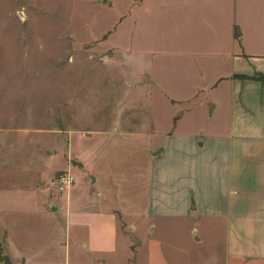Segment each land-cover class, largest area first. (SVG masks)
Listing matches in <instances>:
<instances>
[{
  "label": "rangeland",
  "instance_id": "374dc122",
  "mask_svg": "<svg viewBox=\"0 0 264 264\" xmlns=\"http://www.w3.org/2000/svg\"><path fill=\"white\" fill-rule=\"evenodd\" d=\"M184 1L0 0V144L8 128L30 134L5 138L11 153L0 154L7 166V174L0 173V210L14 231L34 224L32 214L18 213L31 210V201L23 189L8 186L13 176L26 182L10 166L25 169L37 140L56 142L57 154L71 137L113 200L129 206L148 186L151 153L163 145L164 134L209 126L212 88L230 62L180 57L187 40L213 33L205 19L188 23ZM61 155L45 190L54 199L82 177L80 152ZM61 172L74 177L64 192L54 187ZM154 224L151 242L166 251L163 264H205L220 243L200 232L193 236L186 223H178L172 236L159 219Z\"/></svg>",
  "mask_w": 264,
  "mask_h": 264
},
{
  "label": "crops",
  "instance_id": "0c3cea01",
  "mask_svg": "<svg viewBox=\"0 0 264 264\" xmlns=\"http://www.w3.org/2000/svg\"><path fill=\"white\" fill-rule=\"evenodd\" d=\"M184 4L188 23L205 19L213 33L187 40L180 57L230 62L229 71L213 85L210 107L206 102L209 126L164 134L163 145L150 152L148 186L129 206L113 200L71 137L57 154L56 142L36 139L28 166H10L11 174L26 182L15 176L8 182L31 201V210L18 213L33 215L32 230L21 224L14 231L0 210L1 251L11 264H163L166 251L162 245L154 249L151 242L156 218L171 236L178 234V223H186L192 235L200 232L212 241L219 237L205 264H264V0ZM221 80L227 85H219ZM12 129L4 133L0 154L11 153L5 138L30 135ZM72 150L80 152L82 177L54 199L45 191L48 174L61 153ZM6 171L0 164V173ZM170 260L175 261L173 256Z\"/></svg>",
  "mask_w": 264,
  "mask_h": 264
},
{
  "label": "built area",
  "instance_id": "2783aa9c",
  "mask_svg": "<svg viewBox=\"0 0 264 264\" xmlns=\"http://www.w3.org/2000/svg\"><path fill=\"white\" fill-rule=\"evenodd\" d=\"M74 182V177L68 172H61L54 178V187L58 192H64Z\"/></svg>",
  "mask_w": 264,
  "mask_h": 264
},
{
  "label": "trees",
  "instance_id": "16d2710c",
  "mask_svg": "<svg viewBox=\"0 0 264 264\" xmlns=\"http://www.w3.org/2000/svg\"><path fill=\"white\" fill-rule=\"evenodd\" d=\"M1 252L2 251H1V245H0V260L3 261L5 264H11L9 259L6 256H4Z\"/></svg>",
  "mask_w": 264,
  "mask_h": 264
}]
</instances>
